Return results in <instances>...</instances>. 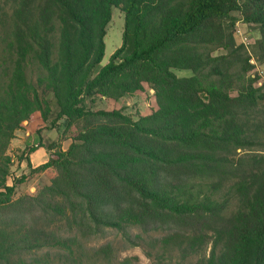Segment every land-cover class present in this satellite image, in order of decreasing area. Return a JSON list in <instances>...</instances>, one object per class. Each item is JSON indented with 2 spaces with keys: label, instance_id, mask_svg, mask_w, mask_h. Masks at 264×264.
<instances>
[{
  "label": "trees",
  "instance_id": "16d2710c",
  "mask_svg": "<svg viewBox=\"0 0 264 264\" xmlns=\"http://www.w3.org/2000/svg\"><path fill=\"white\" fill-rule=\"evenodd\" d=\"M112 7L120 43L98 65ZM237 19L255 25L251 51ZM251 56L264 64V0H0V146L32 112L49 116L47 94L55 118L79 124L33 167L54 170L35 194L12 197L0 149V264L110 259L109 242L87 243L105 229L154 264H264V90ZM145 86L155 107L135 117L87 105ZM41 247L54 257L25 259Z\"/></svg>",
  "mask_w": 264,
  "mask_h": 264
},
{
  "label": "rangeland",
  "instance_id": "374dc122",
  "mask_svg": "<svg viewBox=\"0 0 264 264\" xmlns=\"http://www.w3.org/2000/svg\"><path fill=\"white\" fill-rule=\"evenodd\" d=\"M122 21V13L116 7H112L110 19L105 25L103 55L98 65L104 64L111 51L119 45ZM234 29H236L234 31L237 34L238 39H240L239 32L244 34L242 40L244 39L243 41L248 42L246 45L248 50L251 51L250 43L253 38L258 36L255 25L237 19L234 22ZM214 52H219V50ZM249 62L253 65L248 72H257V77L253 84L255 86H261L264 90V64L259 63L253 56L250 57ZM172 70L179 75L189 74V70L187 69L173 68ZM31 77L34 78L33 75H31ZM35 86L38 93L41 94L43 91L42 87L39 85ZM46 97L50 102L49 116L42 120L37 111L32 112L27 121H22V124L13 130L11 137L6 141L5 145L0 146L2 153L7 157L5 183L13 185L12 197H16L21 193L35 194L42 185L49 182V177L54 173L52 168L35 171L33 170V167L45 161L50 152L49 147L51 144H56L60 148H66L79 127V124L66 127L64 125L65 120L63 117L55 118V106L53 105V100L51 99L50 94H47ZM87 105L91 108L106 109L121 107L124 112L131 114L132 117H135V113L137 112H149L150 109L155 107L152 89L147 86H145L142 91L132 95L121 96L116 100L105 96L95 95L91 99H88ZM36 142H38V145H35L36 147L29 151V146ZM260 152L264 154V150H261ZM27 163L29 165H27ZM59 226L62 227V229L59 230V234L62 236L67 235V226L65 223L62 221ZM131 231L134 233L138 232L139 229L132 227ZM159 231L163 230L159 229ZM150 233L156 234V232ZM105 241L112 245L113 254L111 258L105 259L98 257L93 264H119L118 260L123 256H135L133 262L136 264H154L152 259L146 256L140 246L131 245L121 236L120 233L113 229H105L102 234L98 237H92L87 243L96 246ZM81 250L83 253L90 252V249L85 246L82 247ZM45 251L51 253L53 250L52 248L49 249V247H41L30 253H26L25 259L30 262H34L35 259L41 261L46 256ZM49 257H54V254H49ZM61 260H63V258L58 260V262Z\"/></svg>",
  "mask_w": 264,
  "mask_h": 264
},
{
  "label": "built area",
  "instance_id": "2783aa9c",
  "mask_svg": "<svg viewBox=\"0 0 264 264\" xmlns=\"http://www.w3.org/2000/svg\"><path fill=\"white\" fill-rule=\"evenodd\" d=\"M239 34H240V41H241V32H239Z\"/></svg>",
  "mask_w": 264,
  "mask_h": 264
},
{
  "label": "bare ground",
  "instance_id": "6f19581e",
  "mask_svg": "<svg viewBox=\"0 0 264 264\" xmlns=\"http://www.w3.org/2000/svg\"><path fill=\"white\" fill-rule=\"evenodd\" d=\"M241 42H242V33H241Z\"/></svg>",
  "mask_w": 264,
  "mask_h": 264
}]
</instances>
